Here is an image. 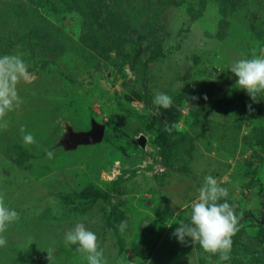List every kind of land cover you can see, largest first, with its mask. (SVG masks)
Masks as SVG:
<instances>
[{
	"label": "rangeland",
	"instance_id": "obj_1",
	"mask_svg": "<svg viewBox=\"0 0 264 264\" xmlns=\"http://www.w3.org/2000/svg\"><path fill=\"white\" fill-rule=\"evenodd\" d=\"M261 48L264 0H0V56L30 73L0 127V194L19 213L0 264H87L64 242L76 223L108 264H264V94L228 70ZM91 122L103 137L73 144ZM208 175L239 217L226 261L173 234Z\"/></svg>",
	"mask_w": 264,
	"mask_h": 264
},
{
	"label": "clouds",
	"instance_id": "obj_2",
	"mask_svg": "<svg viewBox=\"0 0 264 264\" xmlns=\"http://www.w3.org/2000/svg\"><path fill=\"white\" fill-rule=\"evenodd\" d=\"M228 70L237 77L235 81L237 88L245 90L252 101L258 102L257 97L264 94V48L260 49L259 55L253 53L251 58L234 61ZM21 82H30L28 64L22 54L0 56V127L2 128L7 127L4 118L23 103L19 90ZM204 98L207 99L206 96ZM153 103L158 107L169 109L173 99L166 93L157 92ZM248 108L254 111L251 104ZM166 130L171 131L167 125ZM20 133L25 145L37 143L35 136L28 132L25 126L20 127ZM53 155L52 151L47 152L48 158H52ZM228 196L227 188L220 186L215 177L206 176L199 188L198 197L191 203L190 222H180L174 230L176 239L183 243L186 238H191V242H198L205 252L219 253L220 260H228L233 244L232 237L239 231V217L234 207L228 203ZM18 219L19 213L10 209L5 203L4 195L0 194V247L7 245L5 233ZM124 227L122 222L121 230ZM64 242L66 245H76L77 251L84 255L87 264H108L98 236L84 223H76L73 228L67 230L64 234Z\"/></svg>",
	"mask_w": 264,
	"mask_h": 264
},
{
	"label": "water",
	"instance_id": "obj_3",
	"mask_svg": "<svg viewBox=\"0 0 264 264\" xmlns=\"http://www.w3.org/2000/svg\"><path fill=\"white\" fill-rule=\"evenodd\" d=\"M102 134H103V127L100 125H97L94 122H91V130L88 133L79 136L77 139L71 138L70 141L73 144L89 143L96 139H100L102 137ZM136 139L138 143L143 144L144 142L143 136H138Z\"/></svg>",
	"mask_w": 264,
	"mask_h": 264
},
{
	"label": "trees",
	"instance_id": "obj_4",
	"mask_svg": "<svg viewBox=\"0 0 264 264\" xmlns=\"http://www.w3.org/2000/svg\"><path fill=\"white\" fill-rule=\"evenodd\" d=\"M161 154L162 157L165 158L166 157V142H164V144L161 146Z\"/></svg>",
	"mask_w": 264,
	"mask_h": 264
},
{
	"label": "flooded vegetation",
	"instance_id": "obj_5",
	"mask_svg": "<svg viewBox=\"0 0 264 264\" xmlns=\"http://www.w3.org/2000/svg\"><path fill=\"white\" fill-rule=\"evenodd\" d=\"M103 135H104V132H103V134H102V137H103Z\"/></svg>",
	"mask_w": 264,
	"mask_h": 264
}]
</instances>
